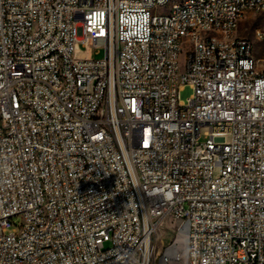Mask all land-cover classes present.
<instances>
[{"label": "built area", "instance_id": "built-area-1", "mask_svg": "<svg viewBox=\"0 0 264 264\" xmlns=\"http://www.w3.org/2000/svg\"><path fill=\"white\" fill-rule=\"evenodd\" d=\"M250 12L0 0V264H264Z\"/></svg>", "mask_w": 264, "mask_h": 264}, {"label": "rangeland", "instance_id": "rangeland-1", "mask_svg": "<svg viewBox=\"0 0 264 264\" xmlns=\"http://www.w3.org/2000/svg\"><path fill=\"white\" fill-rule=\"evenodd\" d=\"M257 28H264V12H250L248 17L240 23L238 35L247 37L254 41L253 54L255 58L259 59L260 67L264 69V42L256 39L255 31ZM93 54L95 57H102L104 55V51L100 50L98 53L94 51ZM21 224L22 217L15 216L9 229L12 230L15 227H20ZM162 235L165 240H171L169 234L162 233Z\"/></svg>", "mask_w": 264, "mask_h": 264}]
</instances>
